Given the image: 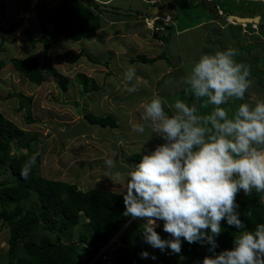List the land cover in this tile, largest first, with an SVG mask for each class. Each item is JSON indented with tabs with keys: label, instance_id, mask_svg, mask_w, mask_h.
<instances>
[{
	"label": "rangeland",
	"instance_id": "obj_1",
	"mask_svg": "<svg viewBox=\"0 0 264 264\" xmlns=\"http://www.w3.org/2000/svg\"><path fill=\"white\" fill-rule=\"evenodd\" d=\"M33 1L0 0V23L3 28H6L10 22L18 20L22 15L23 9L30 6ZM54 1L50 0V2ZM222 1L224 7L231 9V0ZM233 1L236 0H232V3ZM168 2L177 10L176 22L174 20L170 22L163 20L162 24L169 26L171 33L177 34V40L184 39L189 35L187 30L197 28V24L204 23L202 21H205L208 25L211 20V11L208 12L201 2H197L196 5L191 4L192 2L194 3L192 0H168ZM106 4H108L107 8L109 9L101 7L102 25L93 38L75 41L67 37H60L46 51H44L40 42H35L33 45L26 37L27 33L33 38H37L40 34L39 18L34 12L26 15L11 33H2L0 31V58L5 61V65L0 69V112L25 131L24 133L26 134H24L23 140L30 138L34 134L37 136L38 140L33 145V148L35 152L40 153V160L37 165L39 174L48 178L75 183L81 189L97 187L116 191L118 188L120 191L121 188L118 184L121 181H117L119 177L114 176L115 170L127 169L129 171L138 163L128 158L124 161L127 152L129 153L133 150L138 152L143 143L136 144V142H142L146 137L150 141H145L144 145L146 146L143 147L142 151H151L157 144L163 142L157 135L153 136V133L149 135L150 129L148 128L142 134L137 133V137L142 141L139 139L134 140L136 132L133 131V126L142 121V114L138 113L136 108L137 105L144 103L147 97L142 96L143 98L139 99L138 95L136 96L124 90L122 77L127 68L130 66L135 67L136 78L134 81L139 84L142 81L145 83L150 80L154 81L158 87V92H153L152 94L163 98L165 111L169 115H171V109L167 105L174 103L177 99L186 103H188V99L191 100L192 103L197 104L198 114L206 115L212 110V106H206V101H196L194 96L188 98L191 93L188 87L187 97H185V93L182 94L183 96L180 95L182 92L179 93L185 86L183 81L192 63L202 54L213 53L217 49L220 51L217 41L221 37L234 41L231 43L232 48L237 49L239 53L235 57L238 60L237 62L243 63L246 61L244 58L246 55L244 54L248 50H242V33L232 27H226L214 33L209 31L207 38H204V40H193L188 46L173 42L172 49L165 45H155L154 47L151 40L148 41V38H152L153 35L147 36V31L150 28L143 25L142 18H144L146 23V19L150 21L155 16L147 14L142 18H138L134 15V12L132 15L123 13V11L128 10L135 12L141 10L149 5L148 2L145 3V0H111L110 3ZM157 4H161V1H157ZM247 4L249 6L241 9V12H247L246 9L248 11L251 10L250 8L253 4ZM238 12L241 13L240 11ZM39 15L42 20L45 21L47 19L48 25L52 27L53 24L47 17L46 10H42V13L40 11ZM133 29L136 30V33H132ZM182 29L184 30L179 33ZM203 29V27L199 28L200 31ZM138 40H144L138 52L151 56L153 52L158 51L167 56L168 62L159 60L148 63L140 61L129 62V57L132 53L135 54L137 50L135 48ZM81 51L82 54H80ZM77 52H79L80 56L75 60H71V57ZM28 55L36 56L40 61H45L47 64L55 66L58 71L67 75L69 77L67 90L60 89L56 76L53 74L46 73L43 82L36 84L21 72L15 70L9 60L10 57L22 58ZM248 66L251 71H256V68L254 70L250 65ZM78 72L85 73L90 78L87 81L89 83L94 82L98 90L89 89L92 91L83 93L78 82ZM250 79L252 81L251 88L253 86V89L262 90L264 93V71L251 73ZM119 86H121V90ZM146 89L148 87L141 88L142 91L151 92ZM149 89L152 90L151 87ZM9 90L33 96L30 104V115L34 119L33 121L29 122L25 119L24 109H19L20 99L17 96H8L7 92ZM138 92L140 91L137 90L136 93L138 94ZM141 94L144 95L143 93ZM257 100L262 99L256 97L254 103ZM241 102L231 101L226 107L235 109ZM87 111L98 116L116 115L114 116L116 126H101L97 123H89L85 117L83 118V114ZM203 111H205L204 114L202 113ZM117 116L122 120L121 122ZM125 130L127 135H122L121 138L123 140L120 138V134ZM151 136L153 138H150ZM152 140H154V144L151 143ZM151 144L152 146H149ZM12 146L10 153L26 152L25 149H18L14 145ZM107 159H112L115 162V167L107 168L105 165ZM12 179L13 175L8 169L0 173V181ZM262 200L264 201V195ZM34 201L35 196L32 193L26 198L24 204H34ZM129 220L130 217L126 219V221ZM83 222L84 219L73 229L71 238L74 241L76 240L78 229L83 227ZM144 223L143 219L140 222H137V219H132L130 223H127L131 227L125 231L128 240L131 241L133 239L134 241V238L138 236L137 239L139 238L141 244H143L140 248L134 249V254L138 261L141 264H163V259L174 258L180 262L181 258H183L182 256H173V253L168 251L169 249H166V252H161L142 240V234L140 233ZM123 225L119 235L124 232ZM47 234L51 237H56V233L47 229L39 228L36 230V238ZM8 235L7 225L0 226V260L4 258V253L8 246ZM142 251H146L149 254V258H141L140 254ZM106 255L109 258L105 259L102 264H111L110 254L107 253ZM152 256L156 258L152 259ZM192 263L197 264V261L194 259ZM92 264H95V262Z\"/></svg>",
	"mask_w": 264,
	"mask_h": 264
},
{
	"label": "clouds",
	"instance_id": "obj_2",
	"mask_svg": "<svg viewBox=\"0 0 264 264\" xmlns=\"http://www.w3.org/2000/svg\"><path fill=\"white\" fill-rule=\"evenodd\" d=\"M166 17L161 21H170ZM237 55L232 47L202 54L184 78L196 101L212 106L209 114L199 115L196 103L177 99L167 105L169 115L158 95L143 105V122L133 131L142 134L148 128L149 135L155 133L163 142L142 151L144 141L139 162L121 178L123 215L145 221L142 239L154 249L179 255L183 239L189 244L206 242L215 253L221 221L239 230L231 249L205 256L202 264H264V223L246 228L235 199L241 190L246 196L253 190L264 193V100L226 107L231 101H244L252 85L250 68L237 62ZM135 78V67H128L123 74L128 93L138 90ZM39 155L35 152L24 162L22 178L29 177ZM105 165L110 169L115 162L107 159ZM158 221L170 239L155 230ZM140 255L149 258L146 251Z\"/></svg>",
	"mask_w": 264,
	"mask_h": 264
},
{
	"label": "trees",
	"instance_id": "obj_3",
	"mask_svg": "<svg viewBox=\"0 0 264 264\" xmlns=\"http://www.w3.org/2000/svg\"><path fill=\"white\" fill-rule=\"evenodd\" d=\"M197 1L204 5L205 0ZM197 1L195 0L196 3ZM94 2L95 0H55L54 2L34 0L30 6L23 9L18 20L10 22L6 28H3L0 23V31L11 33L26 15L34 12L39 18L40 34L37 38H33L26 32V37L33 45L35 42H40L44 51L49 49L60 37H67L75 41L90 39L95 36L102 25L100 10L106 9L108 5ZM214 2L216 3V1ZM170 6L172 5L170 4ZM208 9L210 10V7ZM42 10H46L47 17L53 24L52 27L48 25L46 18L45 21L40 18L39 13L40 11L42 13ZM221 10L223 16L230 13L228 10L222 8ZM126 14L130 15V13ZM161 23L162 21L155 24V27L160 29ZM162 39L167 41L165 37ZM80 54L79 52L75 53L71 60L77 59ZM155 58L156 56L137 53L131 56L129 61L148 63L153 62ZM9 60L14 69L21 72L30 81L40 84L43 82L45 74L50 73L56 76L60 89L67 90L69 77L58 71L55 66L40 61L36 56L10 57ZM4 65L5 61L0 58V69ZM77 77L83 93L98 90L94 82L87 81L90 78L85 74L78 72ZM184 93L187 97L188 92H182V94ZM182 94L180 95L183 96ZM7 95L17 96L20 99L19 109L23 108L25 111V119L29 122L34 120L30 115V104L33 98L31 94L25 95L19 91L9 90ZM191 96L193 95L190 93L188 98ZM188 104H192L189 99ZM84 117L89 123L116 126L112 114L98 116L87 111L83 114ZM24 132L22 128L0 112V173L8 169L13 175L12 180L0 181V226L7 225L9 231L8 246L0 264H89L99 249L107 244L109 238L126 220L123 215V195L116 191L97 187L81 189L75 183L45 177L37 171L40 156L37 157L29 177L22 178L20 176L21 168L28 157L35 153L33 145L38 140L35 134L23 140L24 134H26ZM12 145L18 149H25L26 152L10 153ZM137 153L132 152L128 159L139 162L140 157ZM32 193L35 196L34 204L25 205L26 198ZM263 195L264 193H257L253 190L251 195L246 196L241 190L235 198L239 205L237 208L239 219L249 230H253L257 223H264ZM248 213H251V216ZM82 219H84L83 227L78 229L74 241L71 238L73 229ZM130 227L131 225L127 226L119 236V244L112 248H105V253L110 254L111 264H141L134 254V249L140 248L143 244L139 238L137 239L138 236L134 238V241L127 239L125 231ZM221 227V234L215 237L217 244L215 253L231 249L234 246V236L239 231L234 226H229L226 221H221ZM39 228L56 233V237L47 234L36 238V230ZM155 230L161 238H171L168 233L164 232L162 221H159ZM209 249L210 246L206 242L189 244L182 239L181 253L173 254V256L183 257L180 262L174 258H167L163 259V264H193L192 260L194 259L197 264H202L205 256L215 254ZM102 262L104 260L98 256L95 264H102Z\"/></svg>",
	"mask_w": 264,
	"mask_h": 264
},
{
	"label": "crops",
	"instance_id": "obj_4",
	"mask_svg": "<svg viewBox=\"0 0 264 264\" xmlns=\"http://www.w3.org/2000/svg\"><path fill=\"white\" fill-rule=\"evenodd\" d=\"M192 1H194V3L192 2L191 4L196 5L195 0H192ZM214 1H216V3ZM197 2H199V1H197ZM205 2L209 6H214L213 7L214 8L213 14H214V16H218L217 18H212V16H211L210 17L211 20L208 22V25L205 23V21H202L204 23L197 24L196 25L197 28L187 30L188 31L187 33H189V35H187L184 39L177 40V37H176L177 34L171 33V31L169 30L170 29L169 26L161 23V26H160L161 28L158 30H154V29L151 30V29L146 28L149 30V31H147V36L150 37L153 35L152 38L151 37L148 38V41L151 40V43L153 44L154 47H155V45L156 46L165 45L169 49H172V47H173L172 44H174L173 42H176L175 44H181V45L186 44L188 46L189 43L193 40H198V39L204 40V38H207L209 31L211 33H214V32H217V30H223L226 27H232L233 29H236V31H240L242 33V38H241V43L243 44L242 50H244V49L248 50L244 54V55H246V56H244L246 61H244L243 63L250 65L252 68H254V70L256 68V71H260V72L264 71V0H254V1H252V0H236V1H233V4H232V0H231V3H230L231 9L229 7H224V3L222 0L221 1L220 0H205L204 5L202 4V6L204 8H206L207 11L209 12V11H211V8L209 10L208 9L209 6H206ZM247 3H250V5L253 4L252 7L250 8L251 10L248 11V9H246L247 12H241V9H243L244 7L247 8L249 6ZM221 8L228 10L230 12L229 14L238 15V16H246V17H250L252 19H251V21H248V22H236V21L232 20L231 17H228V14L223 16V12H222ZM106 9H109V8H106ZM143 9H141V10H143ZM138 11H140V10H138ZM171 11H170V14L172 15L173 12H171ZM238 11H240L241 13H239ZM125 12L130 13V15H132V13L135 11H130V10L123 11V13H125ZM176 14L177 13L175 12V15ZM215 14H217V15H215ZM171 15H169V17ZM224 19H225V21H223ZM168 20H170V21L174 20V22H176L175 18L171 19V17H170V18H168ZM216 23H218V24H216ZM201 27L204 28L202 31L199 30V28H201ZM167 30H169V31H167ZM183 30L184 29H182L179 33H181ZM232 31L234 32V30H232ZM132 33H136V30L133 29ZM218 33H219V31H218ZM160 36L165 37L167 39V41L163 40L162 37H160ZM140 38H142V37L140 36ZM142 41H144V40H140V41L138 40V42H137L138 44L136 43L137 46L135 49H137V50H136V52L134 50L135 54H137L138 49L139 50L141 49ZM231 42H234V41L232 39H231V41H229V40H227V38L221 37L217 41V44H218V47L220 48V50H224L228 47H232ZM156 49H157V47H156ZM216 51H218V49ZM216 51H214V52H216ZM138 53H140V52H138ZM135 54L132 53L131 56H133ZM151 56H156L154 61L159 60L161 62H166V63L168 62L167 56H164L163 53H159L158 51L153 52L151 54ZM175 64H177V63H175ZM256 71H251V73L256 72ZM81 73H83V72H81ZM83 74H85V73H83ZM133 83L135 84L136 88L140 92H138V94L136 92L131 93V94H134L136 96L138 95L140 97L139 99H142L143 98L142 96L147 97L144 100V103L142 102L140 105H137V108H136L138 110V113L143 114V111H144L143 105L145 104L146 100L149 101L154 96V94H152L153 92L154 93L158 92V90H157L158 87H157V85H155L153 80L148 81V83H145L144 81H142L141 84H139L136 81H134ZM140 86H142L144 88L148 87V89H146V90L147 91L150 90L151 92L149 91L150 93H148L146 91H142L141 90L142 87H140ZM150 87L152 88V90L149 89ZM187 87L188 86L185 85L180 90L179 93L187 91L188 90ZM119 88H120V90L122 89L121 86H119ZM249 91H250V93H249ZM141 93H143L144 95H142ZM256 97H259L262 100H264V93L262 92V90H258L256 88L253 89V86H252V88L250 87L248 89V93L245 94V100L242 102H248L250 104H254V100L256 99ZM137 101H138V99H137ZM202 113L204 114L205 111H203ZM113 116H116V115H113ZM118 119L120 120V122L122 121L119 117H118ZM115 134H117V133H115ZM122 135L123 136L127 135L126 130L121 132L120 138L122 137ZM153 136H156V134L153 133ZM153 136H151L150 138H153ZM146 138H148V137H146ZM146 138L143 141H146L147 140ZM121 139H123V138H121ZM138 139L139 138L137 137V132H136L134 140H138ZM139 140H141V139H139ZM143 141L142 142L138 141V142H136V144L144 143ZM147 141H150V140H147ZM153 141L154 140L151 141L152 144H154ZM152 144L149 146H152ZM145 146L146 145H144V147ZM132 152H136V151L133 150L129 153L127 152L125 159L124 158H122V159H124V161H126ZM127 172H128L127 169H123V170L116 169L114 172V176L119 177V179L117 181H121V178L123 176H125L127 174ZM118 185L120 186L121 190L119 191V189L117 188L116 192L122 193L124 191V185L122 183H119ZM109 190H111V189H109ZM111 191H114V190H111ZM140 221H142V219H137V222H140ZM157 223H159V221ZM140 234H142V232Z\"/></svg>",
	"mask_w": 264,
	"mask_h": 264
},
{
	"label": "water",
	"instance_id": "obj_5",
	"mask_svg": "<svg viewBox=\"0 0 264 264\" xmlns=\"http://www.w3.org/2000/svg\"><path fill=\"white\" fill-rule=\"evenodd\" d=\"M206 4V2H205ZM161 8H158V5L157 4H150L148 6H146L143 10H140V11H136L134 12V15L138 18H142L144 16H146L147 14H150L152 16H155V20H154V23L155 24H159L161 22V18L164 17V16H168L167 14H160V15H153L152 14V9H155V10H161L162 8H166L167 10H172L171 12H173V14L171 15V19H174L175 18V12L176 11V8L174 6H170L168 5V0H164L161 4ZM207 6H209L208 4H206ZM211 8V16L213 18H217L218 16H214L213 14V10H214V6H209ZM228 17H231L232 20L236 21V22H248V21H251L252 18L250 17H246V16H238V15H233V14H228Z\"/></svg>",
	"mask_w": 264,
	"mask_h": 264
},
{
	"label": "bare ground",
	"instance_id": "obj_6",
	"mask_svg": "<svg viewBox=\"0 0 264 264\" xmlns=\"http://www.w3.org/2000/svg\"><path fill=\"white\" fill-rule=\"evenodd\" d=\"M75 3H76V1H75ZM145 3H146V2H145ZM148 3H149V2H148ZM149 4H157V2H155V3H149ZM80 5H81V4H80ZM157 5H158V8H161V6H162L161 4H157ZM168 5H170L169 2H168ZM152 11H153V12H152L153 15H160V14L163 15V14L165 13V14L168 15L166 18H167V19L170 18L169 15H170V11H171V10H169V9L167 10L165 7L162 8L161 10H155V9H152ZM148 15H150V14H148ZM215 15H217V14H215ZM151 16H152V15H151ZM142 21H143V25L146 27V24H145V22H144V18H142ZM85 65H86V64H85ZM127 218H128V217H126V219H127ZM131 220H132V219H131V217H130V220H129V221H126V220H125V224H124V223H123L124 225L122 224V225L124 226V229L122 228L123 231H124L125 228L128 226L127 223H130ZM126 222H127V223H126ZM122 225H121L120 228H119V229H118V230H117V231L111 236L113 247H114L115 245H117V244L120 243V237H119L120 235H119V233H120V229H121Z\"/></svg>",
	"mask_w": 264,
	"mask_h": 264
},
{
	"label": "built area",
	"instance_id": "obj_7",
	"mask_svg": "<svg viewBox=\"0 0 264 264\" xmlns=\"http://www.w3.org/2000/svg\"><path fill=\"white\" fill-rule=\"evenodd\" d=\"M252 1H254V0H252ZM145 2L155 3V2H157V0H145ZM165 19H167V18H165ZM154 20H155V17H154V19H151L150 21H148L146 19V23H145L146 24V27L150 28L151 30H153V29L154 30H158V27H155ZM106 247H109V248H112L113 247L112 246V238L108 241L107 244H105L103 247H101L99 249L97 255L91 260L90 264H92L93 262H96V259H97L98 256H100L101 259H103V260L109 258V256L106 255L107 253H105V248Z\"/></svg>",
	"mask_w": 264,
	"mask_h": 264
},
{
	"label": "flooded vegetation",
	"instance_id": "obj_8",
	"mask_svg": "<svg viewBox=\"0 0 264 264\" xmlns=\"http://www.w3.org/2000/svg\"><path fill=\"white\" fill-rule=\"evenodd\" d=\"M157 1H161V4H162V2H163L164 0H157Z\"/></svg>",
	"mask_w": 264,
	"mask_h": 264
}]
</instances>
